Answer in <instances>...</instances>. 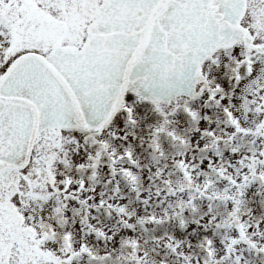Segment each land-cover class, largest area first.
Here are the masks:
<instances>
[{"label":"snow or ice","instance_id":"obj_1","mask_svg":"<svg viewBox=\"0 0 264 264\" xmlns=\"http://www.w3.org/2000/svg\"><path fill=\"white\" fill-rule=\"evenodd\" d=\"M0 264H264V0H0Z\"/></svg>","mask_w":264,"mask_h":264}]
</instances>
